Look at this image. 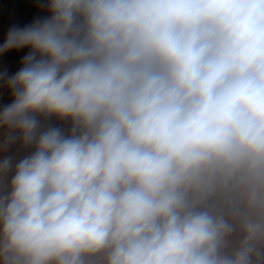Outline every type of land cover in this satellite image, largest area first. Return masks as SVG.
<instances>
[{
    "label": "clouds",
    "instance_id": "clouds-1",
    "mask_svg": "<svg viewBox=\"0 0 264 264\" xmlns=\"http://www.w3.org/2000/svg\"><path fill=\"white\" fill-rule=\"evenodd\" d=\"M47 8L0 45V264H264V0Z\"/></svg>",
    "mask_w": 264,
    "mask_h": 264
},
{
    "label": "rangeland",
    "instance_id": "rangeland-1",
    "mask_svg": "<svg viewBox=\"0 0 264 264\" xmlns=\"http://www.w3.org/2000/svg\"><path fill=\"white\" fill-rule=\"evenodd\" d=\"M49 16L47 0H0V45L5 42L11 28L22 29L36 20H43ZM29 51V47H24L0 53V73L7 74L4 80H0V109L10 104L14 99L5 81L23 66V58ZM55 120L59 121L56 118H52L47 123L59 127L60 124ZM59 122L64 124L61 127H65L66 131L69 130L70 124ZM13 146L19 147H16L15 151L9 150L8 153L0 154L12 155L15 160H19L30 151L29 149H23L19 143Z\"/></svg>",
    "mask_w": 264,
    "mask_h": 264
},
{
    "label": "trees",
    "instance_id": "trees-1",
    "mask_svg": "<svg viewBox=\"0 0 264 264\" xmlns=\"http://www.w3.org/2000/svg\"><path fill=\"white\" fill-rule=\"evenodd\" d=\"M16 147H19V146H13V147L10 148V150H11V151H12V150L15 151ZM3 155H4V154H0V157H2Z\"/></svg>",
    "mask_w": 264,
    "mask_h": 264
},
{
    "label": "crops",
    "instance_id": "crops-1",
    "mask_svg": "<svg viewBox=\"0 0 264 264\" xmlns=\"http://www.w3.org/2000/svg\"><path fill=\"white\" fill-rule=\"evenodd\" d=\"M7 62V61H6ZM56 121V120H55ZM56 122H58L60 125H59V127H61V125H64V124H61L59 121H56ZM64 130H65V127H62ZM66 131V130H65ZM28 152V151H27Z\"/></svg>",
    "mask_w": 264,
    "mask_h": 264
}]
</instances>
